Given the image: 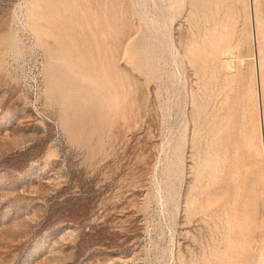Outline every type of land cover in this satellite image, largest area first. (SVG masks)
I'll use <instances>...</instances> for the list:
<instances>
[{
    "label": "rangeland",
    "instance_id": "obj_1",
    "mask_svg": "<svg viewBox=\"0 0 264 264\" xmlns=\"http://www.w3.org/2000/svg\"><path fill=\"white\" fill-rule=\"evenodd\" d=\"M261 123L264 0H0V264H264Z\"/></svg>",
    "mask_w": 264,
    "mask_h": 264
},
{
    "label": "bare ground",
    "instance_id": "obj_2",
    "mask_svg": "<svg viewBox=\"0 0 264 264\" xmlns=\"http://www.w3.org/2000/svg\"><path fill=\"white\" fill-rule=\"evenodd\" d=\"M128 52V51H127ZM129 53V52H128ZM223 54V53H222ZM230 57H231V53L230 52H228V51H226V52H224V56H223V62L222 63H224V64H226V65H228L229 67H232L231 66V64H232V61H230L231 59H230ZM49 69H51V68H49ZM54 69V68H53ZM232 69V68H231ZM53 72H54V70H53ZM49 73V72H48ZM49 77H51V76H49ZM53 77V76H52ZM52 77H51V79H52ZM52 82V81H51ZM51 84V83H50ZM51 90V89H50ZM52 93H53V91H51ZM64 94V93H63ZM262 119V118H261ZM262 122V121H261ZM262 124V123H261ZM261 132H262V137H263V141H264V124H262V127H261ZM262 140V139H261Z\"/></svg>",
    "mask_w": 264,
    "mask_h": 264
}]
</instances>
